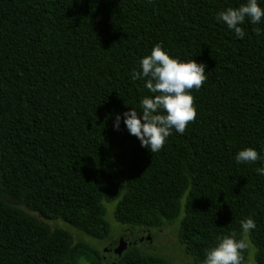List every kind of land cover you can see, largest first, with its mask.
Listing matches in <instances>:
<instances>
[{
  "label": "trees",
  "instance_id": "16d2710c",
  "mask_svg": "<svg viewBox=\"0 0 264 264\" xmlns=\"http://www.w3.org/2000/svg\"><path fill=\"white\" fill-rule=\"evenodd\" d=\"M243 3L0 0V264H103L102 251L16 205L107 239L104 201L139 230L179 219L193 264L218 236L240 239L251 217L254 264H264V19L246 18L243 39L216 19ZM157 43L205 64L208 79L192 91L195 122L152 154L123 113L154 95L131 74ZM246 147L262 159L236 163ZM115 254L113 264H172L135 241Z\"/></svg>",
  "mask_w": 264,
  "mask_h": 264
},
{
  "label": "clouds",
  "instance_id": "9594fccd",
  "mask_svg": "<svg viewBox=\"0 0 264 264\" xmlns=\"http://www.w3.org/2000/svg\"><path fill=\"white\" fill-rule=\"evenodd\" d=\"M246 18L251 24H259L264 19V8L258 0H246L239 7H228L219 12L216 19L227 25L235 35L243 39L245 30L241 27ZM254 31L260 34V29ZM140 71L133 70L132 80L144 79L145 87L153 96H144L140 101L141 112L135 109L123 113L128 132L135 136L141 146L156 153L163 149L167 138L176 132L183 134L187 126L197 118L193 89L199 90L208 79L206 65L194 59L173 58L157 43L150 55L140 61ZM121 116L116 115L114 128L119 130ZM257 150L246 147L238 151L236 163H254L261 160ZM264 175V166L256 169ZM241 238L233 230L229 235L218 236L214 246L205 250L203 264H244L243 252L249 247L248 234L255 229V221L249 217L240 221Z\"/></svg>",
  "mask_w": 264,
  "mask_h": 264
},
{
  "label": "rangeland",
  "instance_id": "374dc122",
  "mask_svg": "<svg viewBox=\"0 0 264 264\" xmlns=\"http://www.w3.org/2000/svg\"><path fill=\"white\" fill-rule=\"evenodd\" d=\"M114 205L115 202H103L105 209L104 217L109 225V237L107 239H95L61 219L47 220L38 213L30 211L22 204H18L16 206L31 214L39 221L45 222L50 228L59 227L66 230L71 235L74 242L83 241L95 247L99 251H102V255L104 256L103 264L113 263L117 256L115 254V249L120 244L121 238L126 231L131 232V235L128 236V241L132 243L135 241L137 246L143 252L158 253L167 258L172 264H193L191 258L184 253L183 247L177 240L179 219L171 224H165L156 229L139 230L118 222L113 215ZM254 253L255 248L249 241L247 257L244 264H254ZM79 264H84V262L81 261Z\"/></svg>",
  "mask_w": 264,
  "mask_h": 264
},
{
  "label": "water",
  "instance_id": "95a60500",
  "mask_svg": "<svg viewBox=\"0 0 264 264\" xmlns=\"http://www.w3.org/2000/svg\"><path fill=\"white\" fill-rule=\"evenodd\" d=\"M130 233H131L130 231H126L124 233V235L121 238L120 244L116 248V251L117 252H119L120 250H122L123 248H125V246L127 245V240H128V236L130 235ZM111 264H113V263H111Z\"/></svg>",
  "mask_w": 264,
  "mask_h": 264
},
{
  "label": "flooded vegetation",
  "instance_id": "af4514ba",
  "mask_svg": "<svg viewBox=\"0 0 264 264\" xmlns=\"http://www.w3.org/2000/svg\"><path fill=\"white\" fill-rule=\"evenodd\" d=\"M141 238V237H140ZM127 242H129L128 240H127Z\"/></svg>",
  "mask_w": 264,
  "mask_h": 264
}]
</instances>
